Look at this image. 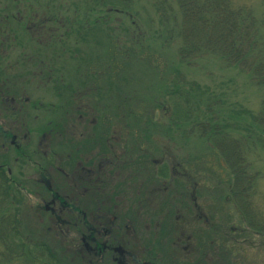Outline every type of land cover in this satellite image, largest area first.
Segmentation results:
<instances>
[{
  "label": "rangeland",
  "instance_id": "1",
  "mask_svg": "<svg viewBox=\"0 0 264 264\" xmlns=\"http://www.w3.org/2000/svg\"><path fill=\"white\" fill-rule=\"evenodd\" d=\"M7 1L10 0H0V34L5 32L4 39L0 41L5 43L6 34L13 32V21L9 20L12 23L10 30L9 27L7 28L9 22L5 23L4 20ZM26 1H20L19 9H17L19 11L14 19H21L24 22V32L20 34L25 35L27 40L15 42L14 49L12 48L9 54H5L2 60L0 59V68L4 69V72L0 69V82L5 79V92L7 88L10 89V84L16 86V95L18 94L20 100H15L13 114L17 123L22 124L21 134L27 131L25 128L30 130L28 132L30 144L27 145L30 148L29 151L38 150L40 134L38 130L46 125L55 127L58 117L66 113L67 103L69 102L71 107V101L77 100L79 106L76 113H94L100 120L98 128L104 127V121H107V118L112 119L111 123L115 124L112 128H116L120 134L118 150L125 152L121 159L124 156L128 157L129 151L134 154V149L138 147L143 151L142 157L150 159L146 164L147 167L142 165L143 177L149 180L154 179L156 184L162 182L164 186L167 185L166 189H161L162 193L167 194L159 204L165 205L169 200L171 203L169 209L172 203L183 206V203L187 202L184 197L191 193L202 208L206 218L205 227L202 224L203 218L194 224L190 218L191 215L184 213V210L177 214L172 211V214L160 217L147 212L141 214L142 231L139 227L136 232L146 242L144 245L141 241L146 252L150 245L153 246L150 250L154 255L158 254L157 264H184L199 261L203 264H264V228L256 229V225L252 227L248 224V220L259 224L264 223V131L257 128L255 123L253 124V116L261 108L263 89L255 86L248 74L237 67H226L217 59L202 58L193 65L179 64L176 57L177 41L170 39L163 44V38L155 36L159 28L153 8L155 0H105L94 10L92 5L97 2L100 4L102 0ZM46 2L55 9V15L51 21L43 22L44 26H40L36 24L38 22H34L36 19L34 20L33 17L41 20ZM236 2L251 7L254 14L263 22L261 30L264 31V20L261 19L262 16L264 17L262 0H237ZM122 3L125 5L124 8L132 11L131 14L123 10L118 11V9L121 10ZM27 7L33 8L32 17L29 16L28 10L24 11ZM102 8L103 11H99ZM108 8L110 13L105 11ZM34 12L37 14H33ZM107 15L111 17L109 21L107 19V31L113 33L114 38L112 45L114 47L111 46V53L108 52V54L105 51V34L93 32V27L98 24L95 22L96 19ZM28 18L31 19L30 22ZM64 18L68 19L64 21ZM23 22L20 23L23 24ZM71 26H76V29L81 32L70 30ZM26 28H29V33ZM89 28H92L91 31ZM123 28L127 29V32H124ZM42 29L45 30L41 32ZM40 32L50 34L52 39L45 38ZM80 33L87 36L82 39L78 35ZM132 38L131 47L141 52L137 54L140 57L132 62H125L123 66L121 52L125 50V59L132 55L128 54L126 49ZM74 43L76 45H73ZM138 47L144 51H139ZM113 56L114 58H111ZM111 61L116 62L111 65ZM49 65L56 66L59 71L55 73ZM177 69L179 72L174 71ZM81 77L83 79L77 82V78ZM192 82L198 84L200 88L190 85ZM104 83L108 84L104 86ZM175 85L178 87H174ZM174 89L184 90L187 100H196L192 93L203 94L199 100L211 103L209 108L215 113L209 112L199 117L202 115L201 112L195 111L190 118L189 116L175 118L172 113L176 103L174 100L184 99L179 98L177 93H174ZM87 100L94 103L96 114ZM26 112L29 114L26 115ZM67 112L72 113L73 109ZM35 114L38 115L37 118L45 115L41 127L39 120L36 122L33 120ZM197 117L210 124H218L225 133L240 143L245 161L242 165H245L249 183L240 181V188L237 187V189H240L242 194L236 195L237 198L230 194L235 176L233 169L226 163V157L223 158L218 153L213 142L211 145L202 137L203 134L196 132L193 128L195 127L194 119ZM180 120L182 122L177 123L178 127H176L175 123ZM74 126L78 128L77 125ZM187 129L191 131L188 136ZM165 132L167 134H164ZM47 133L50 136L47 135L45 141L42 139V147L56 144L53 131H47ZM124 139H126L125 143ZM148 141H152L153 144L150 145ZM129 144L135 148L126 147ZM162 147L168 149L164 150L167 153L162 154ZM9 149L13 152V146ZM165 155L168 158H165ZM229 157L230 155L227 156L228 160ZM34 158L38 159L36 154ZM235 160L238 163V160ZM9 163L15 164L12 160H9ZM161 165L165 167V174L159 176L156 170ZM171 178L174 179L172 183ZM243 183L250 184L249 188L243 187ZM150 184L153 183L144 184L143 193L149 198L158 200L153 194L157 192V189ZM173 185H176L178 189L172 191ZM8 186L9 196L21 201L18 209L23 229L32 233L37 239V244L42 241H59L60 236L55 235L53 231L46 233L44 229H40L38 221L40 217L31 213L30 203L32 202L34 208L38 209L41 205L40 200L33 198L30 201L23 191L18 188L16 190L9 183ZM4 190L5 184L0 175L1 197L4 196V194L1 195ZM11 190L17 195H13ZM171 193L175 194L174 198ZM186 193L188 195H185ZM178 214V219L181 221L178 227L184 228L182 235L175 231V225L168 220L172 217L177 221ZM160 222L170 224L163 235ZM199 229L201 231L203 229L202 243L198 242L201 250L197 252L196 244L198 243H196V246L187 253L186 237ZM159 237L162 243L167 244L163 248L159 245ZM168 239L171 243H168ZM30 242L25 244L29 246ZM40 248L46 255L53 251L54 255L62 260L69 262L71 260L70 255L64 253L65 249L61 248V253L60 248L53 249L51 246L44 245ZM167 249L171 251L168 256L164 253ZM224 252H227L226 258H231L230 261H221ZM18 261L13 259L9 264H17Z\"/></svg>",
  "mask_w": 264,
  "mask_h": 264
},
{
  "label": "flooded vegetation",
  "instance_id": "2",
  "mask_svg": "<svg viewBox=\"0 0 264 264\" xmlns=\"http://www.w3.org/2000/svg\"><path fill=\"white\" fill-rule=\"evenodd\" d=\"M8 7L12 10L11 6ZM9 20H14V17L11 16ZM10 21L8 27L11 30ZM26 29L30 32L29 28ZM43 30L45 29L41 32ZM41 32L40 34L45 38L52 39L50 34ZM4 33L0 34V39H4ZM10 33L6 34V43L0 41L1 60L16 46L15 34ZM49 67L55 73L58 72L56 66L49 65ZM0 69L4 72L3 68ZM4 81L0 82V175L9 177L7 182L23 191L30 201L33 198L40 200L41 205L38 204V209L34 208L32 202L30 203L31 213L40 217L38 220L40 229H44L46 233L53 231L55 235L60 236L57 242L42 241L39 245L51 246L53 249L60 248L61 253L62 249H65L64 253L70 255V264H157L156 258L159 256L154 255L150 250L153 246L150 245L146 252L141 241L144 245L146 242L136 232L139 227L142 231V213L147 212L160 217L172 214V211L177 214L184 210V213L191 215L194 224L203 218V227L206 226L202 208L191 193L185 194L188 196L184 197L187 202H184L183 206L172 203L169 209L171 204L169 200L166 201V206L159 204L167 194L162 193L161 189H166L167 185L164 186L162 182V185L158 182L156 184L154 179L143 177L142 165L147 167L146 160L150 159L143 158L141 148L136 149L132 144L126 147L135 148L134 154L132 151H127L128 157L124 156L121 159L125 152L118 150L120 134L116 128H112L115 125L111 123L112 119L107 118L104 127L98 128L100 120L94 113H76L79 106L77 100L71 101V107L69 102L67 103L68 109L58 117L55 127L46 125L38 130L40 133L38 150L29 151L27 145L30 144L28 135L30 130L25 128L27 131L21 134L22 124L14 119V102L20 100L18 94L16 95V86L10 84V89L7 88L5 92ZM87 101L90 103L89 100ZM90 104L96 114L94 103ZM72 109V113L67 112ZM25 114L28 115L29 112ZM37 117L38 115L35 114L33 120L35 122L39 120L41 127L45 115L41 118ZM47 131H53L56 144L42 147L41 142L45 141L47 135L50 136ZM53 141L52 139V143ZM10 146H13V152L9 149ZM162 148V154L167 153L164 150L168 149ZM35 154L38 159L34 158ZM165 158L168 157L165 155ZM9 160L15 164H10ZM164 171V165L156 170L159 176L165 174ZM172 181L174 179L171 178V183ZM149 183H153L150 185H154L157 189L153 194L158 200L149 198L143 193L144 184ZM176 189L178 187L173 185L172 191ZM171 195L175 197V194L171 193ZM178 216L179 214L176 219ZM168 220L175 225V231L177 230L180 235L184 233V228L178 227L180 219L176 221L170 217ZM161 222L163 235L170 224L168 222L161 224ZM202 233L203 229L202 231L199 229L187 235L185 245L187 253L196 245L197 252L201 250L198 242L202 243ZM158 241L162 248L167 245L161 242L160 237ZM171 242L168 239V243ZM155 249L159 250L158 247ZM170 252V249H167L164 253L168 256ZM49 253L54 254L53 251ZM226 253H223L221 261L231 260L226 258ZM184 264H203V262Z\"/></svg>",
  "mask_w": 264,
  "mask_h": 264
},
{
  "label": "trees",
  "instance_id": "3",
  "mask_svg": "<svg viewBox=\"0 0 264 264\" xmlns=\"http://www.w3.org/2000/svg\"><path fill=\"white\" fill-rule=\"evenodd\" d=\"M20 1L21 0L7 1L6 8L4 9L5 23L9 22V15L10 17H17V12L19 11L17 9H19ZM104 1L105 0H102L100 4L98 2L97 4L94 3L92 5V10H94L95 7L101 6ZM236 1L237 0H155L153 8L156 13L157 25L159 27L155 36L158 38L162 37L163 44L170 39L177 41L176 57L178 60L177 62L181 65H193V63H196L199 59L213 58L223 63L226 67H237L240 71L248 74L251 82L255 86L263 89L261 108L257 114L253 116V124L255 123L254 125L257 128H261L264 131V31L261 30L263 22L254 14L249 5ZM262 2L264 4V0H262ZM121 5V10L117 8L119 12L123 10L131 14L130 12L132 11L129 10V8H124V3ZM8 6L12 7L10 14ZM32 9L31 7H27L24 11L28 10L29 16L32 17ZM109 9L110 8L105 11L110 13ZM43 10L44 15L41 17V20L40 18L37 19L33 17L34 20L36 19L34 22H38L39 25H44L42 24L43 22L48 23L55 15V9L50 7L47 2ZM99 11H103V8ZM33 14L37 13L34 12ZM102 18L103 21L100 18L96 19L95 22H98V24L94 22L96 26L93 27V32L105 34V51L108 54V52L111 53V46L113 45L114 39L113 33L111 34L107 31V22L111 17L107 15ZM67 19L68 18H64L63 20L65 21ZM261 19L264 20V17L262 16ZM28 20L29 22L31 21L29 18ZM12 21L15 42L27 40L25 35L20 34L24 32V22L16 18ZM20 22H23V24ZM99 25L105 26V29H103V26L100 27ZM163 28H165L166 31H163ZM71 29H74L77 33L81 32L79 29H76V26H71L70 30ZM89 29L91 31L92 28ZM1 30H3V27H1ZM123 31L127 32V29L123 28ZM27 32L29 33L28 30ZM78 35H80L82 39L87 36V34L83 33ZM29 38L32 40V37L29 36ZM131 41H133V38L129 40L126 49L128 51L127 53L132 55L125 59V50L121 52L123 56V66H125V62L129 63V61L132 62L140 57H138L137 54L141 52L135 51L134 47H131ZM73 45L76 44L74 43ZM43 50H45V48H43ZM138 50L144 51L140 47H138ZM111 58H114V56ZM120 60H122V58ZM115 62L116 61H111V65L115 64ZM92 65L94 66V64ZM57 71L59 70L57 69ZM174 71L179 72L178 69ZM82 79V77L77 78V82H80ZM107 84L104 83V86ZM190 85L200 88L198 84L196 85L193 82ZM174 87H178V85ZM175 92L179 98L184 99L179 101L174 100L176 103L172 113L175 115V118H186L188 116L190 118L195 111L201 112L202 115L199 117L209 112L211 114L215 113L214 110L209 108L211 103L199 100L203 94L192 93V96L195 97L196 100H187L188 98L184 90L180 89L177 91V89H174V93ZM188 107L190 109H188L189 111L187 110ZM187 113L189 115H186ZM136 120L137 119H135V121ZM194 121L193 126L195 127L193 128L196 129V132L203 134L202 137L211 145L213 142V146L218 149V153L221 154L223 158L226 157V163L233 169L235 176L230 194H233L234 197L239 193L242 194L237 187L240 188L239 183L242 180L248 181L249 183V177L244 169L245 165H242L245 161L240 143L234 137L225 133L222 130L223 128L216 123L210 124L205 120L198 119V117L194 119ZM181 122L182 120L176 122V127H178L177 123ZM186 132L188 136L191 131L187 129ZM164 134L167 133L165 132ZM235 142H237L238 145ZM148 143L150 145L153 144L152 141H148ZM232 151H234L233 155H231ZM228 155H230L229 160L227 158ZM235 159L238 160V163H236ZM246 177H248V179ZM1 178L2 180L4 179L3 183L5 184V190L1 193V195L4 194V196H0V264H9L13 259L19 260L17 264H70L69 261L62 260V258H58L54 254L46 255L43 253L42 248H40L41 245L36 242L37 239L33 237L29 230L23 229L18 209V205H20L21 201L15 199L13 196H9V186L7 182L9 177L1 175ZM248 183H243L242 186L248 189L250 186ZM15 189L17 190V188ZM12 192L13 190H11V193ZM12 194L17 195L16 192ZM248 224L252 227L256 225V229L264 228V223L259 224L252 220H248ZM28 241H31L29 246L25 244L28 243Z\"/></svg>",
  "mask_w": 264,
  "mask_h": 264
}]
</instances>
